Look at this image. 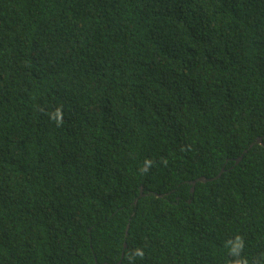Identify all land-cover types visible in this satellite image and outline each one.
Segmentation results:
<instances>
[{"label": "trees", "instance_id": "1", "mask_svg": "<svg viewBox=\"0 0 264 264\" xmlns=\"http://www.w3.org/2000/svg\"><path fill=\"white\" fill-rule=\"evenodd\" d=\"M103 263L264 264V0H0V264Z\"/></svg>", "mask_w": 264, "mask_h": 264}, {"label": "water", "instance_id": "2", "mask_svg": "<svg viewBox=\"0 0 264 264\" xmlns=\"http://www.w3.org/2000/svg\"><path fill=\"white\" fill-rule=\"evenodd\" d=\"M261 141H262L261 138H258L257 143H261ZM253 145H254V143L251 144V146H253ZM247 151H248V150L245 149L244 152H247ZM241 158H242V156H241L239 159H237L236 162H238ZM223 171H224V168H223V169L217 174V176H216L215 178L219 177V176L223 173ZM207 180H209V179L206 178L205 176H201V177H198L197 179H195V180H193V181H189V184L192 185L191 191L194 192L195 185H196V183H197L198 181H207ZM135 202H137V200H136ZM103 264H110V263H103Z\"/></svg>", "mask_w": 264, "mask_h": 264}, {"label": "clouds", "instance_id": "3", "mask_svg": "<svg viewBox=\"0 0 264 264\" xmlns=\"http://www.w3.org/2000/svg\"><path fill=\"white\" fill-rule=\"evenodd\" d=\"M259 138H261V137H259ZM257 140H258V138H257L253 143H254V144L257 143ZM261 140H262V138H261ZM253 143H251V144H253ZM251 144H250V145H251ZM260 144H262V141H261ZM249 147H251V146H249ZM249 147H248V148H245V149L249 150ZM245 149H244V151H245ZM244 151H243L242 154L240 155V157L242 156V158H243V156L248 152V151H247V152H244ZM240 157H238L237 159H239ZM242 158H241V159H242ZM237 159H236L235 161H237ZM241 159H240V160H241ZM240 160H239V161H240ZM239 161H238V162H239ZM223 168L225 169V167H223ZM223 168H222V169H223ZM214 177H215V176H214ZM212 178H213V177H212ZM188 183H189V181H188ZM190 185H191V184H190ZM194 191H195V188H194Z\"/></svg>", "mask_w": 264, "mask_h": 264}, {"label": "flooded vegetation", "instance_id": "4", "mask_svg": "<svg viewBox=\"0 0 264 264\" xmlns=\"http://www.w3.org/2000/svg\"><path fill=\"white\" fill-rule=\"evenodd\" d=\"M251 146V145H250ZM251 147H253V146H251Z\"/></svg>", "mask_w": 264, "mask_h": 264}, {"label": "bare ground", "instance_id": "5", "mask_svg": "<svg viewBox=\"0 0 264 264\" xmlns=\"http://www.w3.org/2000/svg\"><path fill=\"white\" fill-rule=\"evenodd\" d=\"M125 246V245H124Z\"/></svg>", "mask_w": 264, "mask_h": 264}]
</instances>
